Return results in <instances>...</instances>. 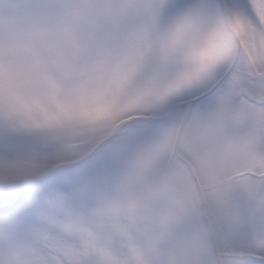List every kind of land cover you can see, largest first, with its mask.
<instances>
[{"label":"snow or ice","instance_id":"obj_1","mask_svg":"<svg viewBox=\"0 0 264 264\" xmlns=\"http://www.w3.org/2000/svg\"><path fill=\"white\" fill-rule=\"evenodd\" d=\"M0 264H264V0H0Z\"/></svg>","mask_w":264,"mask_h":264}]
</instances>
